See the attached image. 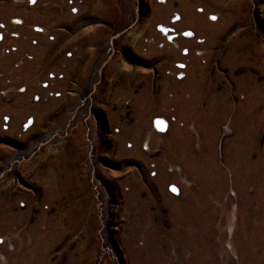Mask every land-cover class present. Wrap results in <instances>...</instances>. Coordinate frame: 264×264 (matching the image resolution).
Returning <instances> with one entry per match:
<instances>
[{
  "label": "rangeland",
  "instance_id": "374dc122",
  "mask_svg": "<svg viewBox=\"0 0 264 264\" xmlns=\"http://www.w3.org/2000/svg\"><path fill=\"white\" fill-rule=\"evenodd\" d=\"M0 264H264V0H0Z\"/></svg>",
  "mask_w": 264,
  "mask_h": 264
}]
</instances>
